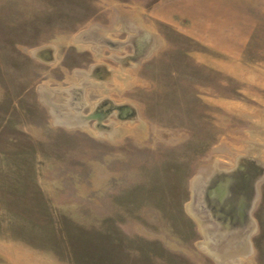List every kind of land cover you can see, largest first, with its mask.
I'll return each mask as SVG.
<instances>
[{"label": "rangeland", "instance_id": "1", "mask_svg": "<svg viewBox=\"0 0 264 264\" xmlns=\"http://www.w3.org/2000/svg\"><path fill=\"white\" fill-rule=\"evenodd\" d=\"M152 1L0 0V264H264V13L231 58Z\"/></svg>", "mask_w": 264, "mask_h": 264}, {"label": "crops", "instance_id": "2", "mask_svg": "<svg viewBox=\"0 0 264 264\" xmlns=\"http://www.w3.org/2000/svg\"><path fill=\"white\" fill-rule=\"evenodd\" d=\"M263 13L264 0H153L148 16L152 24L238 58ZM86 33L77 35L76 41Z\"/></svg>", "mask_w": 264, "mask_h": 264}, {"label": "bare ground", "instance_id": "3", "mask_svg": "<svg viewBox=\"0 0 264 264\" xmlns=\"http://www.w3.org/2000/svg\"><path fill=\"white\" fill-rule=\"evenodd\" d=\"M83 39V38H82ZM81 40V39H80ZM44 49V48H43ZM39 51H41V50H37V51H34L33 52V54L35 55V56H38L37 55V53L39 52ZM86 75V74H85ZM88 78V76L86 75V77H85V79H87ZM41 97L43 98L44 97V95H43V93H45V90L43 89V88H41ZM68 91V90H67ZM66 91V92H67ZM68 92H70V91H68ZM46 96V95H45ZM46 98V97H45ZM47 99V98H46ZM43 101H45V99L43 98L42 99ZM81 103V102H80ZM79 103V104H80ZM53 105V104H52ZM51 105V106H52ZM48 106V105H47ZM54 109H56L55 107H53ZM59 109V108H58ZM69 110V109H68ZM70 111V110H69ZM54 111H51V115L53 116V120H55V122L57 123V124H61V125H64L65 127L66 126H70V127H73V126H81V125H83V124H81L79 121H75L74 119H72V118H74V117H67L68 115H66V116H64V114L63 115H57V117L55 116V114L53 113ZM65 113V112H64ZM79 114V113H78ZM73 115V114H72ZM75 116H76V114H75ZM78 118V117H77ZM82 122H84V121H82ZM56 124V125H57ZM86 125V124H85ZM84 126V125H83ZM67 127V128H68ZM190 206H188L187 208H189ZM189 210H190V208H189ZM190 212H191V210H190ZM199 220V219H198ZM197 220V221H198ZM199 226H201V225H199ZM250 226H254V223H252V225H250ZM203 230V229H202ZM201 230V232L203 233V235L206 237L204 240V243L205 244H208V243H210L208 240H209V238L207 237V235L205 234V232L206 231H202ZM251 232V231H250ZM217 233V232H216ZM215 233V234H216ZM219 233V232H218ZM224 234V233H223ZM221 236H222V234H221ZM226 236V235H225ZM217 238V237H216ZM247 240H248V237L247 238H245V239H243V247L245 248V250H244V252L242 253V255H244V256H246L247 255V253H249V249H250V246H249V242H247ZM241 241V240H240ZM239 241V242H240ZM237 245V244H236ZM240 250H242V249H240ZM232 251V250H231ZM231 251H228L229 252V254H230V252ZM226 253V252H225ZM241 254V253H240ZM223 255V254H222ZM226 257V256H225ZM222 258V257H221ZM230 259H231V257H230ZM219 261H224V259L222 258L221 260H219ZM231 261V260H230ZM227 263V262H226ZM231 263V262H230Z\"/></svg>", "mask_w": 264, "mask_h": 264}]
</instances>
